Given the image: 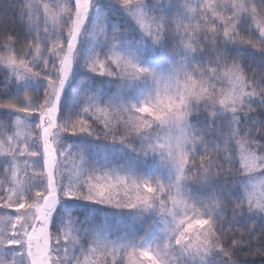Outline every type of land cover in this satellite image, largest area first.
Returning a JSON list of instances; mask_svg holds the SVG:
<instances>
[{
  "label": "snow or ice",
  "instance_id": "obj_1",
  "mask_svg": "<svg viewBox=\"0 0 264 264\" xmlns=\"http://www.w3.org/2000/svg\"><path fill=\"white\" fill-rule=\"evenodd\" d=\"M0 264H264V0H0Z\"/></svg>",
  "mask_w": 264,
  "mask_h": 264
}]
</instances>
